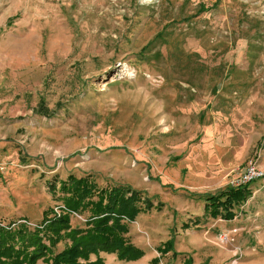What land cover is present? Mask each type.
<instances>
[{"label":"rangeland","instance_id":"1","mask_svg":"<svg viewBox=\"0 0 264 264\" xmlns=\"http://www.w3.org/2000/svg\"><path fill=\"white\" fill-rule=\"evenodd\" d=\"M249 166L264 170V0H0V226L59 216L72 175L152 200L123 221L143 256L109 264H264V180L232 220L204 208ZM214 221L200 250L190 232Z\"/></svg>","mask_w":264,"mask_h":264},{"label":"trees","instance_id":"2","mask_svg":"<svg viewBox=\"0 0 264 264\" xmlns=\"http://www.w3.org/2000/svg\"><path fill=\"white\" fill-rule=\"evenodd\" d=\"M252 183L206 194L205 213L212 218L232 220L234 208L251 197ZM50 190L55 192L54 184H50ZM59 190L64 194V210L59 216L53 215L52 210L45 211L41 224L33 230L25 226H0V264H36L38 260L44 264H104L98 257L100 253L115 254L123 261L143 256L140 249L125 239L127 227L123 221L132 222L139 213L149 211L153 207L149 197L129 186L96 189L87 178L72 175L60 182ZM161 205L155 207L159 209ZM83 210L90 212L85 227L71 229L69 215ZM63 240L69 243L62 251L53 253L56 244ZM90 255L97 256L96 260L89 261Z\"/></svg>","mask_w":264,"mask_h":264},{"label":"crops","instance_id":"3","mask_svg":"<svg viewBox=\"0 0 264 264\" xmlns=\"http://www.w3.org/2000/svg\"><path fill=\"white\" fill-rule=\"evenodd\" d=\"M202 208H203V206H202ZM219 222H221V221H219ZM219 224L220 223H217V221H214L212 223H208L207 222V226L208 227L206 229L205 228L202 229L203 232L201 230L200 231H197V232H195V231H191L190 232V234H191L192 237H195V234H197L196 237L200 239L198 241V244L196 245L197 248H199L200 250H204V248H210L211 249L212 246H216L215 245V241L217 240V238H216L217 237V228L219 229V227H218V226H220ZM220 227L222 228V225ZM223 231H225V230L223 229ZM213 249H216V248H213ZM206 253H208V252H206ZM204 255L205 256H208V254H204ZM91 256H93L95 258L94 255H91ZM91 256H90V258H91ZM100 257L103 259L102 253H100ZM144 257L145 258L141 259L137 264H147L146 262L148 260L147 259L148 258V254L145 255ZM151 258H153V257H151ZM103 260H105V259H103ZM104 262H105V264H109V261H108V263L106 262V260ZM194 264H197V263H194Z\"/></svg>","mask_w":264,"mask_h":264},{"label":"built area","instance_id":"4","mask_svg":"<svg viewBox=\"0 0 264 264\" xmlns=\"http://www.w3.org/2000/svg\"><path fill=\"white\" fill-rule=\"evenodd\" d=\"M257 180H264V170H259L253 166H249L244 175L237 182L236 186L249 184Z\"/></svg>","mask_w":264,"mask_h":264}]
</instances>
